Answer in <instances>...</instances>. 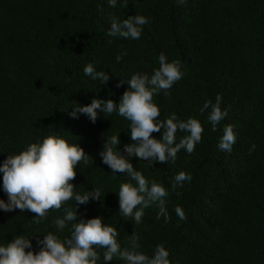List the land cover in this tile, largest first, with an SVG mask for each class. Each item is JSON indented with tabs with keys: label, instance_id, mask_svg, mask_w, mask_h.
I'll return each instance as SVG.
<instances>
[{
	"label": "trees",
	"instance_id": "obj_1",
	"mask_svg": "<svg viewBox=\"0 0 264 264\" xmlns=\"http://www.w3.org/2000/svg\"><path fill=\"white\" fill-rule=\"evenodd\" d=\"M134 2L128 0L124 7L118 0L110 7L107 0H0V163L37 138L63 134L89 155L71 181L76 190H92V184L101 190V201L80 206L77 222L103 216L117 227L122 247L134 232L141 251L152 255L163 244L172 264H264V0ZM135 14L149 20L138 40L107 35L113 16ZM162 52L169 61L181 62L184 75L167 94L153 97L160 118L173 112L182 120L194 117L204 132L194 152L181 150L174 164L149 167L132 158L137 170L169 192L167 223L156 218L154 205L136 224L118 211L116 192L128 177L118 173L114 178L99 155L111 135L120 133L121 151L133 143L129 122L116 113H101L95 123L84 114L73 119L69 113L75 102L87 105L97 97L119 102L127 88L117 87L119 81L134 72L151 75ZM88 63L109 73L106 85L84 74ZM217 94L229 111L212 131L208 112L200 109L206 100L214 103ZM226 124L235 126L237 137L230 153L217 148ZM186 134L178 132L177 140ZM180 171L190 173L192 180L173 189ZM0 199L7 201L2 187ZM177 205L187 220H179ZM34 215L0 210V244L13 235H34L33 250L38 251L36 240L56 231L52 221L62 210H49L39 224L31 221ZM68 234L66 228L62 236ZM98 251L103 264V249ZM105 264L124 262L114 258Z\"/></svg>",
	"mask_w": 264,
	"mask_h": 264
},
{
	"label": "clouds",
	"instance_id": "obj_2",
	"mask_svg": "<svg viewBox=\"0 0 264 264\" xmlns=\"http://www.w3.org/2000/svg\"><path fill=\"white\" fill-rule=\"evenodd\" d=\"M110 7H116L118 0H107ZM122 6H128V0H119ZM184 5L187 0H176ZM135 0L133 5H139ZM147 17L135 14L125 19L113 16L107 35L109 37L138 40L143 26L147 25ZM123 53L116 56V61L123 59ZM159 67L151 75L134 72L130 78L119 81L117 87L127 85L119 98H93L87 105L74 103L69 113L73 119H79L84 114L95 123L99 114L111 116L116 113L129 122L128 135L133 143L123 145L119 134L111 135L104 140L99 152L102 163L107 165L115 178L118 173L128 177L126 182L119 184L118 211L122 217L142 222L145 210L154 205L159 209L156 218L169 220L166 207L168 190L155 179H148L131 160L139 158L146 166L155 163H175L177 154L184 150L191 154L201 141L204 127L194 117L180 119L175 112L161 119L160 107L153 97L161 91L165 94L173 85L183 78L182 65L179 60L169 61L162 52L158 56ZM83 72L92 80L106 85L110 75L104 70L98 71L93 63L84 66ZM223 97L217 94L215 102L206 100L201 113L207 111V122L212 131H217L222 120L228 116L229 109L222 108ZM99 110V112L97 111ZM234 125L226 124L222 129L217 144L220 151L231 152L236 143ZM187 133L177 140V133ZM153 133H160L156 138ZM253 144L250 151L255 150ZM88 154L78 142H70L63 134L54 133L37 138L28 143L18 153L7 155L0 163L2 187L7 195V201L0 199V210L13 212L29 211L35 215L31 221L39 224L47 219L49 210H62V215L52 223L56 231L41 234L43 239L36 240L38 251L33 250L32 236L13 235L12 240L0 244V264H100L103 249V264L114 258L124 264H172L170 252L163 244H158L152 255L140 250L139 236L133 232L129 235L127 246L122 247L118 240L120 235L117 227L105 222L103 216L81 218L77 222L78 209L90 201H101V190L94 184L92 190L77 191L73 181L77 175V166L81 161L87 163ZM192 176L185 171L178 172L172 181V188L183 187L185 182H191ZM72 201V204L68 202ZM174 211L181 221L187 220L183 208L177 205ZM67 228L68 235L62 236ZM27 250V251H26Z\"/></svg>",
	"mask_w": 264,
	"mask_h": 264
}]
</instances>
